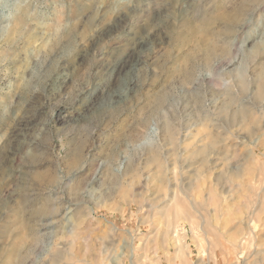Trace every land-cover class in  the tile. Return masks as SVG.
I'll return each instance as SVG.
<instances>
[{
  "label": "rangeland",
  "instance_id": "rangeland-1",
  "mask_svg": "<svg viewBox=\"0 0 264 264\" xmlns=\"http://www.w3.org/2000/svg\"><path fill=\"white\" fill-rule=\"evenodd\" d=\"M263 113L264 0H0V264H264Z\"/></svg>",
  "mask_w": 264,
  "mask_h": 264
},
{
  "label": "bare ground",
  "instance_id": "bare-ground-1",
  "mask_svg": "<svg viewBox=\"0 0 264 264\" xmlns=\"http://www.w3.org/2000/svg\"><path fill=\"white\" fill-rule=\"evenodd\" d=\"M118 66H119V64H118ZM117 67V66H116ZM115 67V68H116ZM114 70V69H113ZM260 88H263V87H260ZM264 114V113H263ZM167 134L169 135V139L171 140V143L173 142V139H174V132H173V130L171 129V128H169V127H167ZM206 149V148H205ZM206 151V150H205ZM200 175H202V174H200ZM178 182V181H177ZM175 186V187H174ZM173 187H174V189H172V190H170V193L168 194V195H166V197H167V205L168 204H170V205H173V204H176V203H178V204H181V202H182V200H188V195H187V193L184 191V187H180V186H178L177 184L176 185H174ZM190 200V199H189ZM169 205V206H170ZM166 207H168V206H166ZM165 207V208H166ZM171 224V223H170ZM252 233L250 232V235H251ZM249 240H248V237H246V235H245V237H243V238H240V240L235 244L234 242H229V245H230V247L231 248H235V246L236 247H244L245 246V244L248 242ZM178 251L179 252H181L182 251V248H179L178 249ZM60 256V255H59ZM58 256V258H60ZM57 257V256H56Z\"/></svg>",
  "mask_w": 264,
  "mask_h": 264
}]
</instances>
